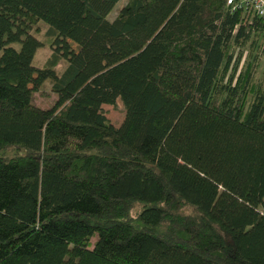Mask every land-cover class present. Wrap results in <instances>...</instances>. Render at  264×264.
Here are the masks:
<instances>
[{
    "label": "trees",
    "instance_id": "obj_1",
    "mask_svg": "<svg viewBox=\"0 0 264 264\" xmlns=\"http://www.w3.org/2000/svg\"><path fill=\"white\" fill-rule=\"evenodd\" d=\"M120 1L0 0V264H264V19Z\"/></svg>",
    "mask_w": 264,
    "mask_h": 264
},
{
    "label": "rangeland",
    "instance_id": "obj_2",
    "mask_svg": "<svg viewBox=\"0 0 264 264\" xmlns=\"http://www.w3.org/2000/svg\"><path fill=\"white\" fill-rule=\"evenodd\" d=\"M127 0H121L113 9V11L108 16L109 20H114L118 14L120 13L121 9L126 5ZM43 26H41V31L34 33V35L37 38H42L44 35V32L47 28V25L45 23ZM261 44H264L263 42ZM18 47V46H17ZM262 48V47H261ZM78 52V46L71 42L67 38H63L61 42L56 46H47L36 49V55L34 58V65L38 68H41L44 66L45 62L49 59V57L55 53L61 57V62L58 66V71H62L68 62L77 54ZM256 52L252 51L250 47L246 48L244 50V56L241 63V68H245L248 65V62L250 60H253L254 55ZM258 55V68L256 72V78L257 79H263L264 78V46L261 50V52L257 53ZM61 73V72H60ZM51 81H47L46 86L41 89L40 92L35 94V104L42 107H48L54 103L55 97L52 95L50 97H47L46 93L50 90L51 87ZM103 110L106 113V116L108 119L112 122V124L116 127H120L122 123L125 120L126 111L124 108V105L121 101L117 103L115 106L111 105H104ZM6 156H10L11 152H7L5 154ZM96 239H93L92 242L94 243Z\"/></svg>",
    "mask_w": 264,
    "mask_h": 264
},
{
    "label": "built area",
    "instance_id": "obj_3",
    "mask_svg": "<svg viewBox=\"0 0 264 264\" xmlns=\"http://www.w3.org/2000/svg\"><path fill=\"white\" fill-rule=\"evenodd\" d=\"M234 11H243L264 19V0H228Z\"/></svg>",
    "mask_w": 264,
    "mask_h": 264
}]
</instances>
